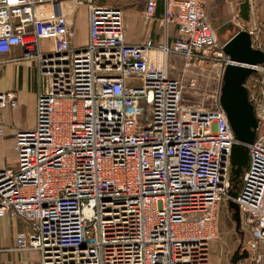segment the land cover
<instances>
[{
  "label": "built area",
  "instance_id": "obj_1",
  "mask_svg": "<svg viewBox=\"0 0 264 264\" xmlns=\"http://www.w3.org/2000/svg\"><path fill=\"white\" fill-rule=\"evenodd\" d=\"M67 1L88 9L84 47H73L75 27L66 15L44 9ZM159 1L146 0L148 20ZM161 2L162 26L176 28L175 40L134 45L126 42L120 7L0 0V64L21 48L40 78L35 127L15 130L16 162L0 168V220L28 223L16 250L37 252L40 264H210L230 200L252 236L242 249L250 264L263 263L264 63L251 66L256 72L245 83L257 139L247 145L248 166L232 198L237 140L220 99L234 62L210 22V0ZM237 26L264 52L255 19L249 30ZM46 40L51 50L41 48ZM172 57L185 62L177 78ZM204 81L216 83L211 100L186 102ZM17 106L16 92H0V110Z\"/></svg>",
  "mask_w": 264,
  "mask_h": 264
},
{
  "label": "crops",
  "instance_id": "obj_2",
  "mask_svg": "<svg viewBox=\"0 0 264 264\" xmlns=\"http://www.w3.org/2000/svg\"><path fill=\"white\" fill-rule=\"evenodd\" d=\"M99 5H114L123 10L125 20V39L128 44H140L147 38H153L156 43H172L177 30L170 26L168 31L162 26L163 4L159 1L154 18L148 20L145 15L146 0H94ZM250 1L254 4V15L251 12ZM50 15H66L76 27V16L80 21L75 30L72 45L81 48L87 45L89 37L88 9L79 7L72 1L47 5L44 8ZM208 12L215 14L221 25L233 30L229 40L241 28L237 23H243L250 29L252 19L262 27L261 42L264 43V0H210ZM173 28L174 34L171 29ZM53 42L43 41L41 48L51 50ZM22 50L16 48L3 57L0 64V92L14 91L17 94L18 106L5 107L0 110V122L5 128V135L0 137V168L5 164L16 162L14 151L15 130H30L36 123V102L39 90V72L37 66L30 61L21 59ZM30 230L26 221L21 218H3L0 220V264H40L41 258L37 252H20L16 250V237L19 233H28ZM210 264H219L215 259ZM241 264H250L245 261ZM264 264V260L263 263Z\"/></svg>",
  "mask_w": 264,
  "mask_h": 264
},
{
  "label": "water",
  "instance_id": "obj_3",
  "mask_svg": "<svg viewBox=\"0 0 264 264\" xmlns=\"http://www.w3.org/2000/svg\"><path fill=\"white\" fill-rule=\"evenodd\" d=\"M224 52L234 64L226 68L221 89L220 103L227 114L232 126L237 143L232 150V182L230 196L236 198L245 168L248 166L249 149L247 145L257 139L258 120L255 109L249 100V93L245 87L247 79L255 74L251 66L264 63V52L252 47V38L246 31L237 32L224 44ZM229 211L236 223V232H241V213L239 206L230 200ZM249 257L247 250L242 249V244L234 253L231 262H240Z\"/></svg>",
  "mask_w": 264,
  "mask_h": 264
},
{
  "label": "rangeland",
  "instance_id": "obj_4",
  "mask_svg": "<svg viewBox=\"0 0 264 264\" xmlns=\"http://www.w3.org/2000/svg\"><path fill=\"white\" fill-rule=\"evenodd\" d=\"M219 2L221 3V0H219ZM112 6L119 7L117 3H115ZM209 16H210L211 24L217 30V36L219 38V42L226 43L229 40L233 30L222 26L220 20L217 18L215 14H211L210 12ZM79 21H80V16L79 14H77L75 29H77ZM171 32H172L171 35H173L174 34L173 28L171 29ZM170 64L175 67L174 69H172L171 76L174 78L180 77L182 75V71L185 65L184 60L178 57H172L170 59ZM200 87L201 88L198 94L186 95L185 97L186 102L195 101L199 103L203 100H205V102L211 100V96L214 95L213 93L215 92L216 89L215 81L200 82ZM243 232H245V234ZM248 232H249L248 229L244 231L243 228H241L240 233L236 232V223L234 222L232 218V214L229 211L228 204H224L220 215V239L217 242H215L211 247L210 262L217 259V261H219V264H233L231 262V259L234 253L236 252V250L238 249V247L242 244V242L246 243L249 239L252 238V236ZM245 261H248L249 263L250 262L249 257L247 259L242 260L240 264Z\"/></svg>",
  "mask_w": 264,
  "mask_h": 264
},
{
  "label": "trees",
  "instance_id": "obj_5",
  "mask_svg": "<svg viewBox=\"0 0 264 264\" xmlns=\"http://www.w3.org/2000/svg\"><path fill=\"white\" fill-rule=\"evenodd\" d=\"M240 186H241V182H240Z\"/></svg>",
  "mask_w": 264,
  "mask_h": 264
}]
</instances>
